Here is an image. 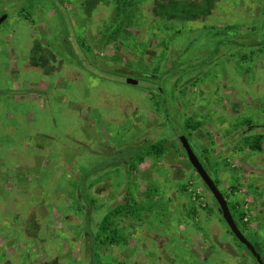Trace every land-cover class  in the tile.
Returning a JSON list of instances; mask_svg holds the SVG:
<instances>
[{"label": "rangeland", "instance_id": "374dc122", "mask_svg": "<svg viewBox=\"0 0 264 264\" xmlns=\"http://www.w3.org/2000/svg\"><path fill=\"white\" fill-rule=\"evenodd\" d=\"M4 14L0 264H257L182 136L264 264V0L120 16L112 0H0Z\"/></svg>", "mask_w": 264, "mask_h": 264}, {"label": "water", "instance_id": "95a60500", "mask_svg": "<svg viewBox=\"0 0 264 264\" xmlns=\"http://www.w3.org/2000/svg\"><path fill=\"white\" fill-rule=\"evenodd\" d=\"M6 17L7 15L5 14L0 16V24L6 19ZM125 81L129 85L138 84V80L131 78V77H127ZM179 142L182 148L184 149L187 159L189 163L191 164L192 168L199 175V177L201 178L205 186L208 188V190L210 191V193L213 195L214 199L216 200L219 206L220 212L224 220L226 221L231 233L249 251V253L254 257L257 264H263L260 254L256 251L254 246L249 242V240L240 231L239 227L237 226L228 208V204H227L225 197L223 196L221 191L218 189L215 182L208 175L202 163L200 162V160L198 159V157L195 155L194 151L192 150L187 139L182 136L180 137Z\"/></svg>", "mask_w": 264, "mask_h": 264}, {"label": "trees", "instance_id": "16d2710c", "mask_svg": "<svg viewBox=\"0 0 264 264\" xmlns=\"http://www.w3.org/2000/svg\"><path fill=\"white\" fill-rule=\"evenodd\" d=\"M112 1H113V5L115 7V10H116V15L117 16H120L121 14H124L127 11H129L130 9H132L134 7L135 3H136V0H112ZM259 138H261V137L259 136L258 139ZM260 142H261V140H256L255 142H253V144L250 145L251 149L259 150L260 149V144H261ZM150 148L153 151L158 152V153H162L163 152L162 151V147L160 145H152ZM214 182L216 184V181H214ZM235 222H236L237 226L239 227L238 221L235 220ZM253 246H254V244H253ZM254 248L256 249L257 252H259L258 247L254 246Z\"/></svg>", "mask_w": 264, "mask_h": 264}, {"label": "crops", "instance_id": "0c3cea01", "mask_svg": "<svg viewBox=\"0 0 264 264\" xmlns=\"http://www.w3.org/2000/svg\"><path fill=\"white\" fill-rule=\"evenodd\" d=\"M7 68H9L10 69V64L8 65V66H6V69ZM26 98V97H25ZM128 178V177H127ZM169 178H171V174H170V176H169ZM127 187H128V185H126ZM125 192H127L130 196V198H129V200H128V203H133V204H136L137 202L139 203V202H142L143 200H141V194H139V191H138V186H137V188H135L134 190H131V192L130 191H128L127 189L125 190V188H124V193ZM132 193H134V194H132ZM133 200V202H132V200ZM154 199V198H153ZM132 204V205H133ZM185 209V207L183 206V210ZM185 213H187V210H185ZM55 258V260H53V259ZM50 260L53 262V264L55 263L54 261H56V262H58L57 261V259H58V256L56 255V256H53ZM57 258V259H56ZM37 261H40V260H44V258H41L40 260L37 258L36 259Z\"/></svg>", "mask_w": 264, "mask_h": 264}]
</instances>
